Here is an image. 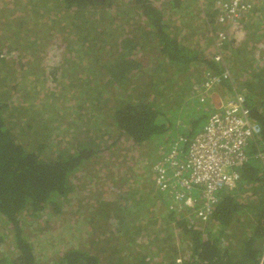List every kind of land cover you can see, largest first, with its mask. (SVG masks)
Returning <instances> with one entry per match:
<instances>
[{
	"label": "trees",
	"instance_id": "1",
	"mask_svg": "<svg viewBox=\"0 0 264 264\" xmlns=\"http://www.w3.org/2000/svg\"><path fill=\"white\" fill-rule=\"evenodd\" d=\"M9 1L0 0V264H261L264 161L240 169L238 186L193 228L132 156L206 124L181 79L224 69L201 45L209 22L187 42L160 0ZM251 23L227 48L234 74L221 89L245 97L264 142V24ZM34 62L42 81L26 80ZM40 220L70 238L43 259L30 235Z\"/></svg>",
	"mask_w": 264,
	"mask_h": 264
},
{
	"label": "built area",
	"instance_id": "2",
	"mask_svg": "<svg viewBox=\"0 0 264 264\" xmlns=\"http://www.w3.org/2000/svg\"><path fill=\"white\" fill-rule=\"evenodd\" d=\"M209 1L218 12L209 33L213 60L224 69L220 73L207 71L204 80L192 86V97L197 96L194 98L207 115L206 124L192 139L179 136L151 168L156 189L169 195L171 208H176V203L193 228L210 221L223 190L238 186L240 169L251 159L259 157L264 161V149L259 151L264 145L262 129L252 119L245 97L236 89H229L226 97H220L216 104L213 101L223 81L233 78L226 51L237 42V28L250 18L257 2L264 0Z\"/></svg>",
	"mask_w": 264,
	"mask_h": 264
},
{
	"label": "rangeland",
	"instance_id": "3",
	"mask_svg": "<svg viewBox=\"0 0 264 264\" xmlns=\"http://www.w3.org/2000/svg\"><path fill=\"white\" fill-rule=\"evenodd\" d=\"M160 1H162L161 2L162 7H165V8H167V10H170L172 12L173 18L172 19L170 18L171 24H175L178 27L180 26L182 28L181 31L179 32V34L187 42H191L193 39H195V38L197 39V38L201 37L200 35L195 36L196 35L194 32L195 29H200L201 25H205V27H206L208 22L214 23V21L217 18V12L213 10L214 5L212 3H210L209 0H204V1L202 0L203 3H198V2L196 3L194 1H193L194 3L193 2L185 3V1H184L183 3H181L179 5H177V4L168 5V3H166L165 1H163V0H160ZM7 4L10 5L9 0H7ZM211 4H212V7H211ZM261 17H264V13H261L259 11V9L256 8L252 20L258 21V19H260ZM213 23H211V24H213ZM259 24L260 23H255V24L251 23L249 25V27L252 26L251 31H254L256 29V27H258ZM211 26H213V25H211ZM245 38L246 37H242V36L237 37L236 38L237 39L236 44H238L241 41H244ZM202 43H205V41H203ZM241 46L243 48L245 45L241 44ZM261 48L264 49V46ZM261 58L262 57L259 55L258 59H261ZM230 66H234L233 69L237 68V64H234L232 62H231ZM238 71L239 70H236L235 73H238ZM192 72H193L194 81H191L192 75H191L190 79H189L188 75L182 76V79H181V81L186 80V82L184 84L185 87L187 85V87L184 88V90L187 91L186 93H188V90L190 89V85L192 83L193 84L194 83H200L201 81L204 80L203 69L201 70L199 68H196ZM27 74H29V77L26 78V80L31 79L30 75L31 76L34 75V78L36 80L35 82L42 81L46 78V74L44 73L43 69L41 68V64L38 62L30 63L27 65ZM233 74H234V72H233ZM25 84H29V83H25ZM220 89H221V87L217 88L218 98L226 97L228 95V92H227L228 88H225L223 91H219ZM30 96H32V94ZM194 97H197V96H193V98ZM216 103L217 102H215V104ZM67 105H70V104H67ZM214 108H215L214 105H211V109L213 111H214ZM182 109L183 108H181L179 111H182ZM164 150L165 149H160V151H156V147H155V145H153L152 150L150 151V157L146 158L145 155L144 156H141V155L138 156V154L137 155L133 154L132 156L138 157L139 161L142 159H145V162L141 165V169L145 170L146 173L152 175V172H151L152 165L155 164L160 159V157L162 156V152ZM139 166H140V164H139ZM141 169H140L139 173L142 175ZM137 176H139V174ZM133 178L136 180V183H138V180L135 177H133ZM147 180L153 182V180H151V179H147ZM147 180L145 179L144 183L147 182ZM76 183H78V182L76 181ZM139 185H140V183H139ZM141 185H143V184H141ZM145 185H147V184H145ZM151 187L156 188L154 186H151ZM230 191H232V190H228V189L223 190L222 195L227 193V192H230ZM105 195L107 198H110V195H111L110 191H108ZM45 223L46 222H44V220H40L38 223L31 225V227H33V232H30V235H32V237H34V238H32L33 244H34V247L36 249V253L40 259H43L45 257L47 258V255L49 254L51 248L55 247V245H57L58 242H59V244H61L62 243L61 240H63L66 244H69V241H70V240H68L70 238H67L68 236H67L65 231H63V232L59 231V226H60L59 224H56V226L52 227L51 229H47ZM204 224L205 223H201L199 225L202 227V225H204ZM57 248L59 250H61V249H63V246L58 245Z\"/></svg>",
	"mask_w": 264,
	"mask_h": 264
},
{
	"label": "crops",
	"instance_id": "4",
	"mask_svg": "<svg viewBox=\"0 0 264 264\" xmlns=\"http://www.w3.org/2000/svg\"><path fill=\"white\" fill-rule=\"evenodd\" d=\"M201 3H203V2H201ZM211 3V2H210ZM258 6V7H257ZM211 7H212V4H211ZM259 9V11L261 12V13H264V2H262V1H258L257 2V5H256V7L254 8V12H255V9ZM253 15H254V13H252V15L250 16V18L246 21V22H243L238 28H237V30H236V32H237V34L239 35V36H242V37H245V31L247 30V25L252 21V23H260V24H264V21H263V17H261L260 19H258V21H253L252 19H253ZM261 20V21H260ZM260 21V22H259ZM208 44H211L210 45V48H213V41H212V39L210 40H206L205 41V43H202L201 45H208ZM263 46H264V41H263ZM212 50V49H211ZM219 91H223L222 89H220ZM218 91H216L215 92V95L213 96V101L214 102H217L218 101ZM192 102H198V100L197 99H195L194 101H192ZM202 109H203V107H202ZM206 115V114H205Z\"/></svg>",
	"mask_w": 264,
	"mask_h": 264
},
{
	"label": "water",
	"instance_id": "5",
	"mask_svg": "<svg viewBox=\"0 0 264 264\" xmlns=\"http://www.w3.org/2000/svg\"><path fill=\"white\" fill-rule=\"evenodd\" d=\"M258 245H259V248H260V249H263L264 240H263V239H261V240L257 241V244H256V246H258Z\"/></svg>",
	"mask_w": 264,
	"mask_h": 264
},
{
	"label": "clouds",
	"instance_id": "6",
	"mask_svg": "<svg viewBox=\"0 0 264 264\" xmlns=\"http://www.w3.org/2000/svg\"><path fill=\"white\" fill-rule=\"evenodd\" d=\"M211 2V1H210ZM212 3V2H211ZM213 4V3H212ZM214 11H216L215 10V7H214V9H213ZM256 10V9H255ZM217 12V11H216ZM254 13V12H253ZM217 15H218V12H217ZM216 21V20H215ZM215 21H214V23H215ZM214 23L213 24H211V23H209L210 25H213L212 27H214Z\"/></svg>",
	"mask_w": 264,
	"mask_h": 264
}]
</instances>
